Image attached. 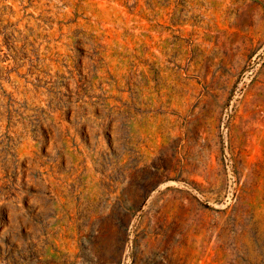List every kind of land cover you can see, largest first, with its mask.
Returning <instances> with one entry per match:
<instances>
[{
	"label": "rangeland",
	"instance_id": "374dc122",
	"mask_svg": "<svg viewBox=\"0 0 264 264\" xmlns=\"http://www.w3.org/2000/svg\"><path fill=\"white\" fill-rule=\"evenodd\" d=\"M0 264H264V0H0Z\"/></svg>",
	"mask_w": 264,
	"mask_h": 264
}]
</instances>
